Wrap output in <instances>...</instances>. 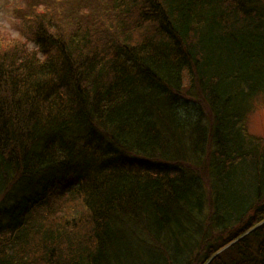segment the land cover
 <instances>
[{
    "label": "trees",
    "instance_id": "trees-1",
    "mask_svg": "<svg viewBox=\"0 0 264 264\" xmlns=\"http://www.w3.org/2000/svg\"><path fill=\"white\" fill-rule=\"evenodd\" d=\"M26 2L0 264H264V0Z\"/></svg>",
    "mask_w": 264,
    "mask_h": 264
},
{
    "label": "rangeland",
    "instance_id": "rangeland-1",
    "mask_svg": "<svg viewBox=\"0 0 264 264\" xmlns=\"http://www.w3.org/2000/svg\"><path fill=\"white\" fill-rule=\"evenodd\" d=\"M27 8L26 0H0V43H13L16 40L24 41V36L19 30L20 27L25 25L34 27L24 18ZM37 11L43 16L46 15L47 10L40 7ZM63 36L70 38L72 35L63 33ZM25 40L28 42L30 48L36 47L35 42ZM247 121L252 133L264 137V99L258 101Z\"/></svg>",
    "mask_w": 264,
    "mask_h": 264
}]
</instances>
